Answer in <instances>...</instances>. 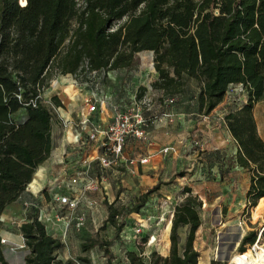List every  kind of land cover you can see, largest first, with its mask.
Here are the masks:
<instances>
[{
	"label": "trees",
	"instance_id": "16d2710c",
	"mask_svg": "<svg viewBox=\"0 0 264 264\" xmlns=\"http://www.w3.org/2000/svg\"><path fill=\"white\" fill-rule=\"evenodd\" d=\"M142 50L154 53L159 75L152 88L175 99L183 93L186 78H194L199 83L198 109L204 114L224 99L232 84L244 85L247 100L224 115L237 151L227 159L216 152L219 172L224 180L236 165L249 169L247 197L254 206L264 200V139L254 116L255 103L264 99V0H25L24 4L0 0V216L29 183L34 188L35 169L51 154L52 105H63L56 94L50 97L52 105L43 97L52 70L75 73L84 62L89 70L129 68ZM162 183L136 195L125 212L106 201L108 214L101 228L111 223L118 237L125 218L139 213ZM185 190L189 193L174 206L169 255L153 250L146 256L143 250L130 249L128 264L198 262L194 241L204 202L189 187ZM28 217L20 224L26 253L21 261L11 263L0 235V264H77L57 257L63 241L36 212ZM181 226H188L183 246ZM244 239L254 242L255 232ZM259 239L264 242V234ZM110 244L97 233L81 247L83 251L98 247L112 264ZM250 247L239 251L246 254Z\"/></svg>",
	"mask_w": 264,
	"mask_h": 264
},
{
	"label": "rangeland",
	"instance_id": "374dc122",
	"mask_svg": "<svg viewBox=\"0 0 264 264\" xmlns=\"http://www.w3.org/2000/svg\"><path fill=\"white\" fill-rule=\"evenodd\" d=\"M140 52L141 55L137 52L135 62L132 61L133 64L129 68H116L107 71L89 70L84 62L75 73L64 74L52 70L53 74L44 88L43 97L50 100V97L56 94L61 98L63 105L52 108L54 112L52 151L49 157L35 169L36 172L39 167H42L41 178L38 182H35L34 172L32 184L35 185L37 190L34 191L31 185L28 184V189H26L27 200L35 201L38 206L43 208L48 206V210L44 208L48 216L52 208H55L57 218L61 217L62 227L55 236L63 241V246L57 252L63 261L71 259L77 264H109L103 251L98 247H93L88 251L82 250L81 243L95 237L98 233L101 239L111 240L109 245L113 252L111 263L128 264V248H132L137 252L144 249H153L163 257L169 255L171 242L167 239V232L171 229L170 223H172L171 217L174 204L184 199L189 193L185 190V187H189L191 189L190 193L197 194L204 202L199 208L202 222L196 231L194 241L195 248L200 252L196 264H230L232 257L239 254L241 248H246L253 243L244 239L246 235L255 232L257 240L258 236L264 234V200L254 206L247 197L246 192L251 175L249 169L236 165L233 169H229L226 179L223 180L221 175H218L221 164L218 163L216 150H207L206 144L210 141L213 142L217 134L223 135L226 132V128L220 124L221 121L217 117L222 112L234 110L247 100V90L244 85L232 84L228 88L224 99L214 108L215 110H212L217 117L213 119L214 121L211 118V122L207 123L208 138L205 141L201 139V135L195 129L197 125L193 123L195 120L196 123L199 121V124L202 125L204 119V113L198 109L197 93L199 83L196 79L187 77L183 93L174 95L175 99L172 102L160 89L154 88L151 91L155 102L164 104L165 100L173 108L171 117H161L154 121L161 127L165 122H169V130L172 132L173 138L168 145L171 146H169V150H173L171 155H174L172 159L174 160V178L176 179L177 191L169 197L161 195L158 191L152 192L149 195L148 204L140 208L139 213L133 212L125 218L126 225L118 237H115V227L111 223L105 224L104 229L101 228L106 217L96 226L89 222L86 227L85 224L77 227L72 219L67 225L68 219L74 217L77 213H85L88 217V212L91 214V210H96V203L90 207L88 201L83 200L79 208L73 211L59 204L53 196L57 192L76 193L80 191L81 187H79L78 181L73 183L71 176L83 173L86 167L83 161L91 153L93 155L92 150L96 147L95 143L89 145L77 144L72 139L73 135L70 134L78 130L85 136L89 126L92 125L91 123L108 124L112 120L116 109H126L132 106L135 101L145 94L148 86L158 77L159 74L155 69L152 57L154 53L149 50ZM143 87H146V89L142 90ZM140 93H142L141 96H139ZM87 96L97 101V108L92 113H87L84 102ZM18 115L20 116V113L16 116ZM87 116L91 122L82 123ZM254 116L258 132L264 139V99L255 103ZM192 132L197 135L198 144L189 143L190 138L193 140ZM192 146L196 147L195 150H197V147H204V150H198L195 161L191 159L190 155ZM222 155H225L226 159L230 156L225 151L220 153V156ZM97 166L99 171L96 167L95 171L91 168L92 174L95 172L100 181L98 188L93 192L101 188V176H108L109 169L114 167L103 168L99 164ZM204 172L208 173L209 178L204 175ZM234 172H236V176L232 175ZM140 174L141 171L136 174L131 173V181H127L126 174L120 176L115 182L124 178L125 185H122V181H120L119 187H116L117 183H115V190L117 189V191L106 193L102 187L101 197L104 196L103 202L111 201L114 206L121 208L122 212L129 210L134 204L136 195L158 183L152 184L153 177L151 174L147 173L144 177ZM145 180H147L145 184H148V188L140 186V182L144 184ZM163 182L170 183L168 181ZM52 185L56 187V191L54 194L52 193L53 198L49 193V191H53ZM87 196H89L88 193ZM27 211V216H24L26 219L29 218L28 213L34 212V210L27 209ZM121 218L120 214L117 220L120 221ZM20 219L16 215L7 224L6 230L15 234L19 233L18 223ZM140 219L145 224V228L142 233L137 234L135 229ZM45 225L49 231L55 230V225L52 224L51 220ZM242 227L245 232L242 237H239ZM153 233L155 238L150 244L137 243V238L143 237L142 240H144L145 237L147 238L149 234ZM187 233L188 226L179 228L180 246H183ZM3 237L6 238L3 244L7 259L11 263L21 260L27 249L26 245L20 246V244L25 243L22 237H19L21 243L9 240L7 234H3ZM260 243L264 246V242L260 241ZM222 253L225 257H221ZM248 254H250V251ZM79 256H85L86 260H78ZM234 263L236 264V261Z\"/></svg>",
	"mask_w": 264,
	"mask_h": 264
},
{
	"label": "crops",
	"instance_id": "0c3cea01",
	"mask_svg": "<svg viewBox=\"0 0 264 264\" xmlns=\"http://www.w3.org/2000/svg\"><path fill=\"white\" fill-rule=\"evenodd\" d=\"M151 111L156 112L158 114H161L162 112H170L172 114L173 108H172V106H169L168 103L165 102V100H164V104L155 102ZM227 112L228 111L222 112V114L217 117L216 115L213 114V111H211L208 114H203L204 119L202 120V122H203L202 125L199 124V121H197V123H196L195 120L193 123H194V125H197L195 127V129L198 130V133L202 137L201 139L205 141L208 138V134L206 132V127L208 126L207 123L211 122V118L213 120V119H215V117H217V119L221 121L220 124L224 125V127L226 128V132L223 135L217 134L215 136L216 138L213 142L210 141V143L206 144V149L207 150H210V149L216 150V152L219 154L225 151L229 155H234L237 151L238 145H237L235 138L232 136L231 132L229 131V129L226 125L224 115ZM166 119H168V118H166ZM154 122H152L150 124V126L148 127V135L146 138L130 137V138H128V140L125 144L126 156H128V157L149 156V161L147 163H136L133 165H130V164L124 162L121 165L114 166V167L110 168L109 169L110 173H107L108 176H106V177L101 176L102 177L101 188L97 191H94V192L93 191L88 192V195H89L88 197L92 198L96 202V208H95L96 212L94 211V209L91 210V214L88 212V214H87L88 217L86 216L85 227L89 225L88 224L89 222H90V224L96 226L98 223L102 222V220L105 217H107V214H108L107 204H106V202H103L104 196L101 197L102 187L105 189L104 192H106V193L107 192L109 193L112 191H117V189L115 190V185H116L115 183H117L116 187H119L120 181H122V185H125L124 178H121L120 181L115 182V180H117L120 176L126 174L125 178L127 179V181H129V180L131 181L132 180L131 173L136 174L139 171H141L140 175L143 177L147 173L152 175V177H153L152 178V184L157 183L159 180L168 181L170 178H172L174 176L175 167H174V160L172 159V157L174 155H171V152L173 150L164 151L165 147L170 146L168 144L171 143L172 138H173L172 132L169 130V124H168L169 122L168 121L165 122L163 127L159 126V124H157V122H155V123ZM192 136H193V138H192L193 140H191V138H190L189 143H191V142L195 143V140L197 139V137H196L197 135L195 134V132H192ZM194 148H196V147L192 146V148H191L192 153H190L191 159L193 161L196 160V156L198 155V150L199 149L204 150V147H200V148L197 147V150H195ZM198 157H200V156H198ZM97 165L98 164L93 163L92 169L94 171H95V167L99 171V168ZM119 167L121 169H118ZM122 169H123V171L121 172ZM204 173H205L204 175H206L207 178H209L208 173L207 172H204ZM218 175H220L219 171H218ZM232 175L236 176V172H234ZM146 181L147 180H145L144 184H142V182H140V186L143 188H144V186H146V188H148V184H145ZM31 183H32V181H31ZM78 183L80 185L79 187H82V185L84 183V179L80 178ZM168 185H169V187H168ZM176 185H177L176 179L174 178L173 181H171L168 184L163 182L156 191H158L161 195H166L169 197L172 194H174L175 191H177ZM51 188L53 189V191L52 192L49 191V193L51 194V197L53 198L54 195L52 196V193L54 194V192L56 191V189H55L56 187H55V185H52ZM26 189H28V186ZM33 190L34 191L37 190V189H35V185H34ZM74 190H75V188H74ZM145 190H147V189H145ZM27 196H28V194L26 192H24L23 195L19 198V200L17 202H13V203L9 204L2 213V215L6 218V220L3 222V224L0 227V235L3 237V234H7L8 239L15 241L16 243H21L20 242L21 237H22V240L24 241V236L22 235V232L20 230V224L23 221L27 220L24 217V216H27V213H26L25 208H24V202L28 199ZM109 202L111 203V201H109ZM176 204L177 203L175 202L174 206ZM44 208L46 210H48V206H45ZM173 211H174V208H173ZM55 212H56L55 208H52V211L49 212V214H50L49 219L51 220L52 224L55 225V227H54L55 230L50 231L54 236L58 234L59 230L62 227V223L60 220L61 217L57 218ZM16 215L19 218H21L20 222L18 223L20 232L17 234L9 232L8 230H6L7 224L14 217H16ZM100 216H101V218H100ZM167 239L170 240V230L167 232ZM130 249H132V248H128L127 250H130ZM57 257L60 258L59 256H57ZM19 261H21V260H19Z\"/></svg>",
	"mask_w": 264,
	"mask_h": 264
},
{
	"label": "built area",
	"instance_id": "2783aa9c",
	"mask_svg": "<svg viewBox=\"0 0 264 264\" xmlns=\"http://www.w3.org/2000/svg\"><path fill=\"white\" fill-rule=\"evenodd\" d=\"M22 4V0H20ZM153 53L152 51H150ZM141 55V52H138ZM154 57V56H152ZM153 90L152 85L148 86V90L145 94L135 103L126 108V109H116L112 120L106 124H94L89 126V130L86 132V135L83 136L82 133L78 130L73 131L70 135H73V141L80 145H89L90 143H95L96 147L93 148L92 153L86 157L83 161L84 165H86L83 173L76 174L71 176V181L73 183L79 182L80 178L84 179V183L80 189V191L68 192V193H60L57 192L54 197L56 201L63 205L64 207L70 210H77L83 200L88 201V206L92 207L94 205L95 200L89 198L87 193L93 190H96L99 186V176L95 173H91V168H93V163L97 162L103 168H109L112 166H118L125 163L130 165L136 163H147L149 161V156H140V157H128L125 154V144L130 137L136 138H146L148 135V127L150 124L161 117H171L172 114L170 112H162L158 114L156 112H152L153 104L155 102L153 95H151V91ZM169 101H174L173 97H168ZM47 102L51 104L50 100L47 99ZM84 102L87 107V113H92L97 108V101L91 98L90 96L85 97ZM52 105V104H51ZM55 108L54 105H52ZM151 111V112H150ZM90 121L88 116L84 118L82 123H87ZM91 122V121H90ZM196 143H199L198 139H196ZM169 147H165L164 151H168ZM97 152V153H96ZM25 211L27 209H33L34 212L38 214V218L44 222L45 224L50 220L48 213L43 207L38 206L35 201L26 200L24 202ZM28 212V211H27ZM73 220L74 224L77 227H81L85 224L86 215L85 213L76 214L74 217L68 219L67 225H69L70 220ZM6 218L1 215L0 221L4 222ZM145 224L142 223L140 219L136 226L137 234H140L144 231ZM155 238L154 233L149 234L146 241L142 240V237L137 238V243L150 244ZM6 238L1 237V242H5ZM256 241H254L251 245L254 246ZM25 243L20 244V246H24ZM153 249L143 250L142 254L149 256Z\"/></svg>",
	"mask_w": 264,
	"mask_h": 264
},
{
	"label": "bare ground",
	"instance_id": "6f19581e",
	"mask_svg": "<svg viewBox=\"0 0 264 264\" xmlns=\"http://www.w3.org/2000/svg\"><path fill=\"white\" fill-rule=\"evenodd\" d=\"M22 2L24 3L25 0H22ZM41 174H42V167H39V169L35 172V178H34L35 182H38L40 180ZM241 229L242 230L239 232V237H242L245 232V229L243 227ZM259 237H258V241L256 242V244L254 246L251 245L250 254L248 253L247 255L245 254L239 255L241 253L235 254L230 260V264H235L234 261H236V264H264V246L262 243H260ZM221 257H225V255L222 253Z\"/></svg>",
	"mask_w": 264,
	"mask_h": 264
},
{
	"label": "water",
	"instance_id": "95a60500",
	"mask_svg": "<svg viewBox=\"0 0 264 264\" xmlns=\"http://www.w3.org/2000/svg\"><path fill=\"white\" fill-rule=\"evenodd\" d=\"M149 51H152V50H149ZM153 52V51H152Z\"/></svg>",
	"mask_w": 264,
	"mask_h": 264
}]
</instances>
